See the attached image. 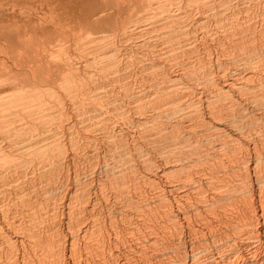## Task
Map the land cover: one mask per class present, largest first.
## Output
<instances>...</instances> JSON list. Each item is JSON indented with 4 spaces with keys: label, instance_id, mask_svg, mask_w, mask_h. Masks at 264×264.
Here are the masks:
<instances>
[{
    "label": "bare ground",
    "instance_id": "6f19581e",
    "mask_svg": "<svg viewBox=\"0 0 264 264\" xmlns=\"http://www.w3.org/2000/svg\"><path fill=\"white\" fill-rule=\"evenodd\" d=\"M0 264H264V0H0Z\"/></svg>",
    "mask_w": 264,
    "mask_h": 264
}]
</instances>
